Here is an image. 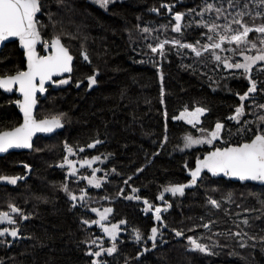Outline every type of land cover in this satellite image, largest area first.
Listing matches in <instances>:
<instances>
[{"label":"trees","instance_id":"obj_1","mask_svg":"<svg viewBox=\"0 0 264 264\" xmlns=\"http://www.w3.org/2000/svg\"><path fill=\"white\" fill-rule=\"evenodd\" d=\"M42 3L37 20L44 40L48 35L46 32L61 35L75 61L69 83L48 89L46 98L40 102L38 115L60 116L65 127L51 137L37 138L29 152L0 156V176L25 177L13 186L0 182V211L9 212V205L15 204L29 215L28 220L21 222L18 238L7 237L8 243H5V238L0 237V260L4 264H92V257L86 252L90 247L88 244L100 232L95 225L83 224V219L91 212L83 216L81 209L71 210L60 186L66 180L76 179L80 185L89 187L88 180L82 177H90L93 169H99L95 176L97 179L105 177L100 183L103 195L113 209L111 217L116 218L120 214L127 218L129 226L141 232L146 226L143 221L146 216L141 217L131 206L132 199L124 201L117 197L122 183L132 177L126 187L131 185L139 189V197L157 200L165 187L186 182V170L218 144L182 149L184 136L196 135L201 128L214 129L217 121L225 125L222 132L224 141L241 142L236 133L246 119L242 117L241 124H237L228 117L240 104L236 93L242 95L249 83L242 70L218 68L207 53L197 58L190 49L177 50L166 45V55L161 57L147 47L168 34L192 44L197 40L201 44L207 43L203 35L207 29L194 24L199 16H194V20L187 17L186 22L191 21L192 26L176 33L171 29L174 17L166 7H161L172 5L175 12H188L195 7L201 8L204 0H115L106 9L88 0H65L64 6L55 0H42ZM153 9L159 11L155 13ZM49 12L55 14V26L49 19ZM144 27L153 31L142 33L140 29ZM66 33L76 38L70 39ZM68 41H71L72 48L66 44ZM82 49L87 50L90 64L83 60ZM221 52L228 54L230 51ZM23 67L24 60L17 46L5 45L0 52V74L13 73ZM94 69L99 72L97 85L87 90L85 78L93 75ZM256 73L253 78L264 81V72ZM260 88H264V83ZM2 99L0 97V131L18 120L11 102ZM250 102L252 99L245 101V113L252 115L257 111L262 114L249 106ZM197 106L209 109L202 116L200 125L187 126L173 119L185 107L193 110ZM53 109L60 114H54ZM55 136L64 141L51 142V148L44 147V142ZM250 137L251 133L244 138ZM97 139L102 143L94 148L87 147ZM63 144L71 146L79 155L74 160L77 172L73 176L69 171L64 176L60 166L52 163L53 159L66 152ZM38 146V151H35ZM222 146L224 143L219 144ZM80 148L84 151L80 152ZM95 156H100L101 160L95 161L91 167L87 164L81 166L84 160ZM151 157L152 161L142 167ZM25 165L30 166L29 172ZM140 168L143 171L137 172ZM229 193L232 194V203L227 200ZM126 196L127 191L123 192V197ZM209 197L220 201L221 207L216 209L209 205ZM167 200L172 205L164 215L165 228L170 236L167 245L138 259L126 255L125 251L131 253L133 248L125 245L124 253L111 254L105 258L106 264H264V240L261 239L264 237V214L259 211L262 207L259 201L264 200V186L213 179L205 174L194 189L185 191L184 196L169 195ZM244 209L256 211L246 213ZM237 213H240L239 217ZM13 216L20 217L19 214ZM245 216L249 218L251 227L241 225V228L256 239L248 240L247 247H240L239 239L227 233L239 231L233 221L242 220ZM209 220L216 221L211 231L198 226ZM173 228L183 231L184 235L176 239L178 236ZM216 232L225 235L214 236ZM188 236L204 237L200 242L208 245L214 240L219 241L220 247L214 249L218 255L190 251ZM209 236L212 239H208Z\"/></svg>","mask_w":264,"mask_h":264},{"label":"snow or ice","instance_id":"obj_2","mask_svg":"<svg viewBox=\"0 0 264 264\" xmlns=\"http://www.w3.org/2000/svg\"><path fill=\"white\" fill-rule=\"evenodd\" d=\"M60 6H64L65 0H55ZM115 0H95V3L99 4L103 8H107L109 4L114 3ZM161 7H166L168 12H172V5H161ZM43 8L42 0H0V43L7 41L10 37H16L19 39L21 46L25 51L27 57V69L26 70H16L14 75L0 76V89H4L7 92L13 90V86L18 85V91L22 94L23 99L17 100L15 103L19 106L23 113V123L19 126L12 127L11 129H6L0 131V153L7 152L11 148H32V138L38 132H52L54 129L62 127L61 117H53L52 119L37 120L33 115V109L36 106V94L37 92L43 93L46 91L45 83L47 81H52V83L67 84L69 79H61L58 82L52 80L54 75H61L64 73H71L73 71L72 62L73 55L71 54L69 48L62 42L61 35H55L50 44L48 42H43L45 49H51L48 55L41 56L36 51V45L41 43V32L39 29L40 22L37 20V14L41 13ZM255 9V10H254ZM153 11H159V9H153ZM195 15L200 17L199 21H195L198 27H203L207 29V32L203 35L207 39V43L201 44L199 40L196 44L183 43L179 39L172 40H161L155 46L153 44H148L147 47L152 53L158 54L161 57L166 55L165 46L172 45L173 47L179 49H190L195 57H202L205 53H211L213 60L216 62V66L223 67L229 70H242V75L246 78L249 83L247 91L242 95L236 93L239 98L240 104L235 107L234 114L229 116V120L236 121L237 124H241V118L245 116V101L252 99V108L254 110H259V112H264V103H257L255 96L258 92L264 93V88L258 87L259 84L264 83V81H258L253 78V67L258 65V62H264V0H213V2H208L204 0L203 6L200 8L199 12L195 9H189L188 12H175L174 20L175 23L172 25V30L176 33H181L182 28L191 27L192 22L188 24H183L182 21L186 15ZM205 14L209 16L214 14V19L209 22L205 20ZM54 13L49 12L48 16L50 21H53ZM245 17H249L252 23H248ZM259 19L262 22L257 24L256 20ZM219 21H224L220 23ZM53 26H55V21H53ZM167 27V26H162ZM142 33H149L153 30L144 27L140 29ZM250 33L258 34V43L256 40H250ZM69 35L70 39H75V36ZM147 37H145L146 39ZM259 44V46H258ZM227 45H234V47H227ZM199 46V47H198ZM256 49V55H247L246 52ZM230 51L234 55L238 54L243 57V62L234 61L233 57H222L218 54V51ZM179 54V51H178ZM81 56L83 60L87 63H91L89 54L86 49H82ZM142 62V61H141ZM187 67L192 68L191 65ZM195 71L194 68H192ZM258 72H264V65L257 68ZM98 75V70H95L93 75L87 77L88 87L91 88L97 83L96 76ZM161 82H163V73L160 74ZM211 79V78H210ZM79 87V83L77 84ZM215 91V89H213ZM161 96H163V88L161 90ZM163 102V101H162ZM209 109L202 106H197L194 110H189L187 107L180 113L179 117H173V119H186L189 124L195 126L196 123L200 121L201 116L207 113ZM63 114H61L62 116ZM165 117L167 112L164 113ZM252 115L255 117L254 120H243V126L237 129V136L241 137V142L232 143L231 140L224 141L223 147H215L213 151L208 152L203 159L197 158L196 167L194 170H190L191 179L187 184H174L169 185L164 188V192H170L172 196L185 195V189L192 187L197 184L198 179L201 178L202 172L207 170L213 176H218L223 174L226 177L238 178L241 181H257L264 185V114H258L257 111H253ZM253 126L255 131H253ZM225 125L219 121L215 123L214 129L206 130L201 128L200 131L205 133L201 137H193L191 134H186L183 138L184 147L191 148L193 145L207 143L209 145L214 144L215 141L222 139V132ZM251 133L250 138H244ZM231 130H229V136H231ZM167 136H165V141ZM102 143L100 140H95L93 143L88 144V148H94L97 144ZM65 148L69 154H74V149L65 144ZM80 152L84 149L80 148ZM65 162L70 168L69 175H74L77 172L75 163L68 159L66 156ZM101 160L100 156L92 157L91 159H86L82 162L91 167L95 161ZM64 165L61 164V167ZM26 168L30 167L25 165ZM187 167V165H185ZM100 171L99 169H93V173L90 177H82V179H87L90 185L94 184L95 187H101L100 181L96 178L95 173ZM113 172L116 169H112ZM143 169H137V172H141ZM107 175V174H105ZM22 179L19 176H0V181H6L12 185H15L18 180ZM129 177L128 180H131ZM128 180L125 183H128ZM63 190L68 193L72 201L83 202L87 197V192L81 190L79 197L69 191L67 184L62 185ZM138 189H133V192H138ZM164 192L160 194L158 199L164 200ZM123 189H121V194ZM128 199H141L139 196L133 195L127 197ZM107 199V197H105ZM229 203H232V194L229 193L227 196ZM146 205L144 209L145 212L149 210L154 211L155 220L162 222V211H167L172 207L170 203H166L165 206H154L146 198L143 200ZM207 203L213 208L219 209L221 207V202L208 198ZM259 203L262 205L261 211L264 214V200H260ZM73 207L76 205L73 204ZM10 212L0 211V224L7 223L11 227H0V237L5 238V243H8L7 237H12L16 239L20 236V229L17 220L14 218L13 214H19L20 218L23 220H28L29 215L24 214L23 211L17 207L15 204L9 205ZM92 212L97 213L100 217L99 220H84L83 224H99L105 233L113 241L111 247L105 249L102 245L99 246L98 251H92L89 249L88 255L93 257H101L102 254L107 253L111 255L117 252V235L120 231L119 225L112 224L110 227H106L102 221L107 219L109 213L113 211L112 208H105L100 211L98 208H92ZM244 211H256L255 209H244ZM237 217L240 213L236 214ZM259 218V217H257ZM203 220V217H201ZM121 224L125 221H121ZM216 221L209 220L199 227L211 231V227ZM233 223L239 228V231L228 232L227 235L232 238H238L240 241V247H247L248 240H255L256 237L249 236V234L243 231L241 225L244 227H251L250 220L245 216L242 220H234ZM164 227H167L164 224ZM135 240L140 242L143 239L141 232L136 229ZM176 236H183L184 232L172 229ZM159 228L152 227L150 230V235L148 239L152 241V247H156V239L159 235ZM214 236L225 235L222 232L213 233ZM247 237V239H246ZM204 237H194L188 236V247L190 251L199 252L208 256L218 255L214 251L215 248L220 247L219 241H213L211 245L200 242ZM212 239L211 236L207 237ZM264 240V237H261ZM88 243V241H85ZM92 244H96V240L91 241ZM145 252L148 251L147 248L144 249ZM0 264H4L0 260ZM92 264H106L105 261L100 259H94ZM127 264V262H126Z\"/></svg>","mask_w":264,"mask_h":264},{"label":"rangeland","instance_id":"obj_3","mask_svg":"<svg viewBox=\"0 0 264 264\" xmlns=\"http://www.w3.org/2000/svg\"><path fill=\"white\" fill-rule=\"evenodd\" d=\"M88 1H91V2H94L95 3V0H88ZM183 0H181V2H182ZM209 2H213V0H209ZM225 2H226V0H225ZM95 4H97V3H95ZM112 4V3H111ZM97 5H99V4H97ZM110 5V4H109ZM108 5V6H109ZM100 6V5H99ZM103 8V7H102ZM195 10H196V12H199L200 11V8H194ZM255 10V9H254ZM155 13L157 12V11H154ZM174 13H175V10L172 8V12L171 13H169L171 16H173L174 17ZM194 16H195V18H196V16L197 15H186L185 17H184V19H183V21H182V23L183 24H188L187 22H186V18L188 17H190L191 18V20H194ZM208 14H205V17H204V19L205 20H209V18H210V20H209V22H211L215 17H214V14L213 15H211V16H209ZM200 20V18L197 20V21H199ZM248 23H252V21H251V19L248 17V19L246 20ZM220 23H223L224 21H219ZM262 21H256V23L257 24H259V23H261ZM194 24H195V26H197L196 25V23L194 22ZM174 25V24H173ZM192 26V25H191ZM44 27V26H43ZM43 27H42V29H43ZM198 27V26H197ZM45 28V27H44ZM184 28H189V27H184ZM171 29H172V26H171ZM183 29V28H182ZM44 30V29H43ZM40 31H41V29H40ZM173 31V30H172ZM43 32V31H42ZM173 32H175V31H173ZM46 34H48V35H46L47 37H45V42H49L55 35H57V34H55L53 31H50V32H46ZM165 39H167V40H172V39H176L175 38V36L174 35H165V36H163L162 37V39H160L159 41H161V40H165ZM249 39L250 40H256L257 41V43H258V34H256V33H250V35H249ZM158 41V42H159ZM157 42V43H158ZM181 42H183V43H188V42H186V41H181ZM156 43V44H157ZM66 44L69 46L70 45V47L72 48V46H71V41H68V42H66ZM155 46V45H154ZM258 46H259V44H258ZM199 47V46H198ZM227 47H234V45H227ZM80 51V50H79ZM218 51V54L219 55H221L222 57H233V60L234 61H240V62H243V57L242 56H240V55H238V54H236V55H234L232 52H229L228 54H224V52H221V51H219V50H217ZM225 52H227V51H225ZM246 54L247 55H256V49H251V50H249V51H247L246 52ZM205 55V54H204ZM207 55H209L210 57H211V59H212V61L213 62H215L214 60H213V58H212V56H211V53H207ZM80 58V57H79ZM83 61V60H82ZM216 63V62H215ZM262 65H264V62H258V65H256V66H254L253 67V74H254V76H255V74H257L256 72H258L257 71V68L259 67V66H262ZM95 70H97V69H94L93 70V73H94V71ZM98 74H99V72H98ZM258 87H260V84L258 85ZM264 94V93H263ZM0 97H1V99L3 100V101H9V102H11V98H9L6 94H4V93H2L1 92V94H0ZM255 100H256V102L257 103H264V96L263 95H259V93H257L256 94V96H255ZM252 103H253V101L252 102H250V103H248L249 104V106H252ZM44 110H46V111H48V113H50V111H49V109L48 108H45ZM52 112L54 113V114H60L58 111H57V109H53L52 110ZM262 114H264V112H261ZM244 119H246V120H249V121H251V120H254L255 118H254V116L253 115H249V114H247L246 113V115L244 116ZM13 124V123H12ZM11 124V125H12ZM205 133H202L201 131H200V129H198L197 130V134L196 135H192L193 137H201L202 135H204ZM59 138H61V137H59V136H55V137H53V139L51 140V141H45L44 142V147L46 146H49V148H51V147H53V143H51V142H54V141H56V142H60V141H64V140H58ZM41 142V141H40ZM220 143H224V140L223 139H219V140H217V141H215L214 142V144H212V145H209V144H207V143H204V144H198V145H193L192 147H191V149L192 148H194V147H213V146H215V145H217L218 144V146L217 147H219V144ZM63 146H64V148H65V144H63ZM43 147V148H44ZM223 147V146H222ZM38 149H39V146H38V148L36 147V149H35V151H38ZM182 149H190V148H185L184 147V143L182 144ZM58 156V155H57ZM68 157V159H70V160H72L73 162H74V160H76V157H79V155H77L76 153H74V154H69L68 152H67V150H66V152H62L60 155H59V157H56V160L55 159H53V161H52V163L53 164H57V165H59L60 166V172L62 173V174H64V176L67 174V171H69L70 172V170H68V169H70L69 168V166L67 165V163L65 162V157ZM61 164H63L64 166L63 167H61ZM65 167H68V168H65ZM27 169H29V171H30V167H28ZM28 171V172H29ZM76 174V173H75ZM96 175V174H95ZM104 176H106L105 174H103ZM73 176V175H72ZM25 179V177H22V179H20V182H22L23 180ZM100 182H102V181H104L105 180V177L103 178V177H99V179H98ZM19 181V180H18ZM18 181H17V183H18ZM1 183H3V184H6V185H11V186H13L12 184H10V183H8V182H6V181H0ZM16 183V184H17ZM15 184V185H16ZM64 184H67V186H68V188H69V191L70 192H73V193H75L78 197H79V195L81 194V190L83 189V190H85L86 192H87V197H86V199L83 201V202H79V201H72L71 199H70V196L68 195V193H66L64 190H63V188H62V185L60 186V189H61V191H62V193L65 195V197H66V199H68V204H69V207H70V209L71 210H74V209H76V208H79V209H81L82 211H83V216H84V214L86 215V214H88V212H91V214L89 215V216H86V219H83V220H87V219H89L88 221H92V220H99L100 219V217H99V215L97 214V213H94V212H92L91 211V209L92 208H98V209H100V211H103L105 208H110V205H109V203H107V200H108V198L107 199H105V196L103 195V189H102V187H99V188H97V187H95V185L94 184H92L91 186H89V187H87L86 185H80L79 184V182L78 181H76V179H69V180H66L65 181V183ZM126 183H122V186H121V189H123V192H125V191H127V195L128 196H126V197H123V193L121 194V189L118 191V193H117V197L118 198H120V197H122V199H124V201L125 200H128L129 201V199L127 198V197H130V196H133V195H136V196H138V192H133V189H137V188H135V187H133V186H131V185H129L128 187H126V185H125ZM247 184H249V183H247ZM253 185H255V184H253ZM102 186V185H101ZM261 186H264V185H261ZM139 190V189H138ZM141 199H139V200H136V199H132L133 201H130V204H131V206H133V208L135 209V210H137V212H139V214H140V216L141 217H143V216H145L144 215V213H145V211H144V209L146 208V205L143 203V200L145 199V198H142V197H140ZM150 203H152L154 206H156V199L155 200H149V199H147ZM73 204H75L76 206L75 207H73L72 205ZM85 210H86V212H85ZM88 217V218H87ZM16 220H17V222H18V225H19V227L22 225V223L21 222H24V221H26V220H23V219H21L20 217H14ZM112 221H113V219H112V217H111V214L109 213L108 214V216H107V219L105 220V221H102V223H104L105 225H108L109 223H112ZM139 223L140 222H142V218L141 219H139V221H138ZM91 225H95L97 228H98V230H100V229H102L101 227H100V225L99 224H91ZM99 236V234L95 237V239L94 240H96L97 241V243L96 244H92L91 242L88 244V246H90L89 247V249H91L92 251H98L99 250V246H103L105 249H107L108 247H111V245H112V243L113 242H108V241H99L98 239H97V237ZM128 236H132V232L131 233H129L128 234ZM89 249H88V251H89ZM88 251L86 252L87 254H88ZM117 252H118V244H117ZM116 253V252H115ZM114 254V253H113ZM110 255H108L107 253H104V254H102L101 255V257H99V258H97V257H93V256H91L92 257V261L94 260V259H100L101 261H105V258H107V257H109ZM106 262V261H105ZM107 263V262H106Z\"/></svg>","mask_w":264,"mask_h":264},{"label":"flooded vegetation","instance_id":"obj_4","mask_svg":"<svg viewBox=\"0 0 264 264\" xmlns=\"http://www.w3.org/2000/svg\"><path fill=\"white\" fill-rule=\"evenodd\" d=\"M38 17V16H37ZM41 36H42V33H41ZM42 38H43V36H42ZM51 41V40H50ZM49 41V42H50ZM43 42H45V40H44V38H43ZM48 42V43H49ZM7 44H15V46H17V48H18V50L22 53V58H23V60H24V55H23V52L19 49V47H18V45H19V42L17 41V40H14V41H11V42H8V43H6L5 45H7ZM4 45V46H5ZM4 48V47H3ZM38 52H39V55H43V54H45L44 53V43L42 44V45H40L39 47H38ZM24 68H25V60H24V67L22 68V69H19V70H24ZM16 72V71H15ZM15 72H13V73H5V74H0V76H6V75H12V74H15ZM70 76V75H69ZM69 76H66V77H64V78H61V79H68L69 78ZM61 79H54V81H59V80H61ZM87 83V82H86ZM59 83H55V84H53V85H51V86H49L48 88H47V91H48V89L50 88V87H52V86H57ZM87 85H88V83H87ZM1 92V91H0ZM3 93V92H2ZM4 94H6V93H4ZM9 98H11V105L13 106V108L15 109V114L17 115V117H18V120L16 121V122H13V124L12 125H9V126H7L5 129H11L12 127H16L17 125H19L20 123H21V115H20V113L18 112V107L14 104V102L18 99V97L16 96V94L15 93H13V94H6ZM46 98V97H45ZM44 98V99H45ZM44 99H41L40 98V96L38 97V100H39V105H40V102H41V100H44ZM38 110H39V106H38V109H37V111H36V117L37 118H44V117H39V115H38ZM47 117H50V116H47ZM5 129H3V130H5ZM56 134V133H55ZM54 135V134H53ZM39 137H43V136H39ZM39 137H37V138H39ZM51 137V136H50ZM36 138V139H37ZM47 138V137H46ZM35 139V140H36ZM21 152H24V151H21ZM10 153H12V152H10ZM16 153H20V152H16ZM152 161V157L151 158H149V160H148V162H146L145 164L143 163L142 164V167L144 166V165H146V164H148V163H150ZM141 169V168H140ZM26 171L28 172L29 171V169H26ZM103 174H104V171L102 172ZM249 184H251V183H249ZM166 203H170L171 204V202L169 201V200H167V196L166 197H164V200L162 201V200H160V199H158L157 198V200H156V206H161V207H163V206H165V204ZM169 210V209H168ZM167 210V211H168ZM167 211H162V218H163V220H162V222H156V220H155V215H154V211L153 210H149L148 212H145L144 213V215L146 216V219L145 220H143V221H145V224H146V226H144V228H142L141 229V234L143 235V239L140 241V242H136V240H135V231L134 230H136V229H134L132 226H129L128 224V221H127V218L126 217H121V215L120 214H118L117 215V217L116 218H112L113 219V221H112V223H109L108 225H105V226H109V225H112V224H117V225H119V228H120V231H119V233H118V236H117V241H116V243L118 244V252L119 253H124V251H125V248H126V246L125 245H130L133 249L131 250V253L130 252H128V251H125L126 252V255H128V256H133L134 258H136V259H138V258H140L142 255H145V254H148V253H152L154 250H156V249H158V248H161V247H164V246H166L167 245V242H168V240H169V237L170 236H168L167 235V229L164 227V223H165V214H166V212ZM85 212H86V210H85ZM121 221H125V223H123V224H121L120 222ZM158 224V227L157 228H159V230H160V232H159V235L157 236V239H156V247L155 248H153L152 247V241L151 240H149L148 239V236L150 235V230H151V228L154 226V224ZM3 224V226L2 227H11V225H8L6 222L5 223H2ZM5 225V226H4ZM101 230L102 229H100L99 230V232H101ZM123 230V231H122ZM139 230V229H138ZM132 232V236H128V234L129 233H131ZM10 237V236H9ZM179 237H181V236H179ZM179 237H176V239H178ZM97 239L99 240V241H108V242H113L112 240H104V239H102V236H101V233H100V235L97 237ZM145 248H147L148 249V251L147 252H145L144 251V249Z\"/></svg>","mask_w":264,"mask_h":264},{"label":"water","instance_id":"obj_5","mask_svg":"<svg viewBox=\"0 0 264 264\" xmlns=\"http://www.w3.org/2000/svg\"><path fill=\"white\" fill-rule=\"evenodd\" d=\"M39 15H40V13L37 14V16H39ZM14 40H17V41L19 42V39H18V38H16V37H10L7 41H4V42L0 43V52H1V50L3 49V47H4V45H5L6 43L11 42V41H14ZM41 40H42V42H41V43H38V44L36 45V51H37V52H38V50H37L38 47H39L40 45L43 44V38H42V36H41ZM51 40H52V39H51ZM50 42H51V41H50ZM50 42H49V44H50ZM62 42H63V41H62ZM18 47H19V49L23 52L24 60H25V68H24V70H26V69H27V57H26V55H25V51H24L23 47L21 46L20 42H19ZM50 51H51L50 48H49V49H45V47H44V53H45V54H43V55H41V56L48 55ZM38 54H39V52H38ZM71 54H72V53H71ZM72 55H73V54H72ZM73 57H74V59H73V62H72V67H73V64H74V61H75V56L73 55ZM72 72H73V71H72ZM72 72H71V73H64V74H61V75H54V76L52 77V80H54V79H61V78H64V77H66V76L71 75ZM12 75H14V74H12ZM85 82L88 83V81H87V77L85 78ZM53 84H54V83H52V81H47V82L45 83V89H46V91L43 92V93L37 92V94H36V100H37V103H36V106H35L34 109H33V115H34V117H35L37 120L52 119L53 117H57V116H50V117H44V118H37V117H36V111H37L38 106H39V100H38V97L40 96L41 99H44V98L46 97V95H47V88H48L49 86L53 85ZM96 85H97V83H96L95 85H93L91 88H89L88 85H87V90H92V89H94V88L96 87ZM0 91L3 92V93H6V94H13V93H15L16 96L18 97L17 100H22V99H23L22 94L18 91V85L13 86V90H12L11 92H7V91H5L4 89H0ZM17 100H16V101H17ZM14 104L18 107V112L20 113V115H21V119H22V120H21V123H23V113H22V111L20 110L19 106H18L15 102H14ZM193 110H194V109H193ZM181 112H182V111H181ZM181 112H180V113H181ZM180 113L178 114L177 117L180 116ZM201 118H202V116H201ZM201 118H200V121H199L198 123L195 124V126L192 125V124H189V123L187 122L186 119H178V120L182 121V122H183L184 124H186L187 126L196 127L197 125H200V124H201ZM21 123H20V124H21ZM61 123H62L63 126L54 129L52 132H38V133H36V134L33 136V138H32V145H33L35 139H36L37 137H39V136L50 137V136H52V135L55 134V133L61 132V131L64 129V127H65V125H64V123H63L62 120H61ZM17 126H19V125H17ZM5 130H6V129H5ZM1 131H3V130H1ZM214 148H215V147H214ZM214 148L209 149L207 152H205V153H204L201 157H199V158H200V159H203L204 156H205L208 152L213 151ZM32 149H33V147H32V148H11V149H9L7 152L0 153V156H4V155H6V154H8V153H10V152H21V151L29 152V151H31ZM196 160H197V159H196ZM196 160H195V162H194L193 167L188 168V169L186 170V172H185V175H186L187 178H188L187 181L184 182V183H181V184H187V183L190 181V179H191V176H190V170H194V169H195V167H196ZM205 174L209 175V176H210L211 178H213V179L223 178V179H225V180H229V181H232V182H235V183H241V184L251 183V184H255V185H262L260 182H257V181H251V180L241 181V180H239L238 178H234V177H226V176H224L223 174H220V175H218V176H213V175H212L210 172H208L207 170H204V172H202V174H201V178L198 179L197 184L199 183V181L203 178V176H204ZM197 184L194 185V186H192V187L186 188L185 191H186V190L194 189V188L197 186ZM160 194H161V193H160ZM160 194L157 196V198L160 196ZM169 195H172V194H171L170 192H164V197L169 196ZM9 212H10V211H9ZM13 215H16V214H13ZM156 222L158 223V221H156ZM157 223L154 224L153 227H158V224H157ZM110 226H111V225L106 226V227H110ZM100 233H101L102 239H104V240H111V238L107 235V233H105V232L103 231V229L101 230ZM117 236H118V235H117Z\"/></svg>","mask_w":264,"mask_h":264},{"label":"bare ground","instance_id":"obj_6","mask_svg":"<svg viewBox=\"0 0 264 264\" xmlns=\"http://www.w3.org/2000/svg\"><path fill=\"white\" fill-rule=\"evenodd\" d=\"M123 231V230H122Z\"/></svg>","mask_w":264,"mask_h":264}]
</instances>
